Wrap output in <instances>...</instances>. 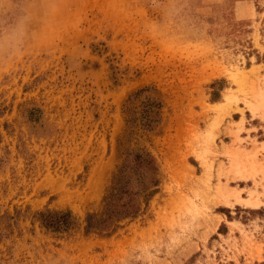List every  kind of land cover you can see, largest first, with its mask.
<instances>
[{"label":"rangeland","instance_id":"obj_1","mask_svg":"<svg viewBox=\"0 0 264 264\" xmlns=\"http://www.w3.org/2000/svg\"><path fill=\"white\" fill-rule=\"evenodd\" d=\"M145 86L148 206L109 235L32 223L99 208ZM0 264H264V0H0Z\"/></svg>","mask_w":264,"mask_h":264},{"label":"trees","instance_id":"obj_2","mask_svg":"<svg viewBox=\"0 0 264 264\" xmlns=\"http://www.w3.org/2000/svg\"><path fill=\"white\" fill-rule=\"evenodd\" d=\"M162 103L153 87L145 86L130 94L124 104L126 131L121 158L111 173L100 206L80 217L70 208L43 207L30 214L32 223L45 230L71 235H109L125 221L139 216L148 206L160 182L159 165L154 155L143 146H130L136 129L154 130L161 121Z\"/></svg>","mask_w":264,"mask_h":264}]
</instances>
